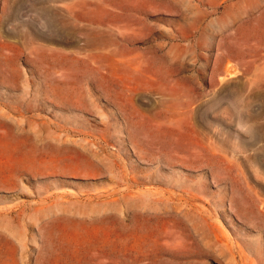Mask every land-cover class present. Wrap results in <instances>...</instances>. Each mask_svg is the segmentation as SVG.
Segmentation results:
<instances>
[{"label": "rangeland", "instance_id": "374dc122", "mask_svg": "<svg viewBox=\"0 0 264 264\" xmlns=\"http://www.w3.org/2000/svg\"><path fill=\"white\" fill-rule=\"evenodd\" d=\"M0 264H264V0H0Z\"/></svg>", "mask_w": 264, "mask_h": 264}]
</instances>
